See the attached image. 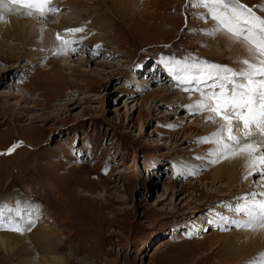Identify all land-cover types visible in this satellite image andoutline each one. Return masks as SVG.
<instances>
[{"label": "rangeland", "instance_id": "obj_1", "mask_svg": "<svg viewBox=\"0 0 264 264\" xmlns=\"http://www.w3.org/2000/svg\"><path fill=\"white\" fill-rule=\"evenodd\" d=\"M129 1L121 9L119 0H78L79 21L100 11L108 27L87 28L81 40L68 35L81 46L71 53L61 41L42 51L0 36V50L13 55L0 57V153L21 142L0 154V205L13 210L20 201L31 214L21 234L7 230L20 213L4 211L0 232L11 236L0 245V264H240L246 252L249 263L241 264H264V249L251 248L264 241L257 232L264 227L237 228L219 215L246 219L228 206L251 193L264 199L259 169L234 177L221 168L228 158L209 162L213 146L197 141L219 124L186 110L198 94L175 87L160 64L193 56L232 67L243 55L200 34L213 21L200 19L205 10L189 0ZM4 2L0 24L11 18L31 35L39 27H60L62 35L77 17L73 2L45 19L31 14L37 20ZM242 2L264 15V0ZM44 227L49 236L32 238ZM226 236L231 246L223 245Z\"/></svg>", "mask_w": 264, "mask_h": 264}, {"label": "snow or ice", "instance_id": "obj_2", "mask_svg": "<svg viewBox=\"0 0 264 264\" xmlns=\"http://www.w3.org/2000/svg\"><path fill=\"white\" fill-rule=\"evenodd\" d=\"M9 4L17 5L43 17L48 13L58 11L49 7L50 0H7ZM4 0H0V5ZM193 8H203L199 18L205 22L213 21L210 29L202 30L200 34L215 36L220 34L229 41L240 43L249 53L250 58L240 60L239 68L220 65L203 60L199 57H162L160 64L174 81V86L190 94H198L199 99L186 105L192 115L208 113L207 121L219 124L217 130L208 137L198 139V143H208V155L214 156L210 163L221 159L243 156L246 161L247 174H251L259 166L264 178V15L257 14L255 7H249L242 0H189ZM264 12V7H261ZM3 17L0 16V20ZM84 28L68 29L66 33L83 32ZM56 40L67 48L74 41L64 38L58 33ZM101 46L96 45L99 49ZM97 55L98 52H94ZM259 137L257 139L256 137ZM14 143L6 153L12 154L19 146ZM200 157H197L199 159ZM246 178V177H245ZM264 197V193L260 194ZM256 193L239 198V203L228 206L237 216L241 214L246 219H236L219 214L220 219L237 228L254 229L264 227V199H257ZM0 205V230L4 229L6 217ZM14 207L19 213V221L8 220L7 230L23 233L27 230L22 221L27 212L22 202L16 201ZM211 223V221H209Z\"/></svg>", "mask_w": 264, "mask_h": 264}, {"label": "bare ground", "instance_id": "obj_3", "mask_svg": "<svg viewBox=\"0 0 264 264\" xmlns=\"http://www.w3.org/2000/svg\"><path fill=\"white\" fill-rule=\"evenodd\" d=\"M77 1L78 0H60V2H58L57 4H52V2H51V0H50V3H49V7H51V8H55V9H61L63 6H65V4L66 3H77ZM144 1H146L147 3H149V5H151V6H156L157 5V7H158V0H144ZM118 3H120L121 5H120V7H121V9H126L125 7L126 6H130L129 4H130V1L129 0H119V2ZM146 3V4H147ZM4 4H5V2H4ZM14 6H17V5H14ZM113 6V5H112ZM117 6H118V4H117ZM75 7L77 8V17L76 18H74V20H72V21H70V20H68L67 22H66V20L67 19H65L64 21H65V23H68L69 21L71 22V23H69L70 25L69 26H67L68 28L67 29H64L63 31L64 32H61L62 33V35H61V37H65V35H71V37L72 36H74V37H77V40H81V39H84L86 36H88V34L90 33V31L87 29V28H89L90 30H91V32H94V31H97V34L102 30V27L103 28H106V27H108V24H106L107 22H106V19H103V18H101V13H99V12H97V14L95 13L94 15H96V16H93V17H91V19H89L87 22H83V21H79L80 20V16H81V11H83V9H84V7H80L79 5H75ZM127 7V8H128ZM17 8H18V6H17ZM21 8V7H20ZM79 8V9H78ZM118 8V7H117ZM131 8V7H130ZM150 8H152V7H150ZM10 9H12V8H10ZM7 9L5 8V7H0V11H6ZM98 10V9H97ZM10 11V10H9ZM8 11V12H9ZM12 12H14L15 10L14 9H12L11 10ZM20 11V10H19ZM22 11V10H21ZM153 11V10H152ZM199 13L200 12H203V10L202 9H198L197 10ZM7 12V13H8ZM111 12H112V10H111ZM113 12H114V10H113ZM112 12V13H113ZM126 12V10L124 11V13ZM155 12V11H154ZM2 13V12H1ZM55 13H57V12H54V13H48V14H46L44 17H41V19H45L46 17H49L50 15H54ZM104 13V12H103ZM122 13V12H121ZM32 14H36L35 12H33ZM117 14V13H116ZM7 15V14H6ZM25 15H27V16H32L31 17V20H32V18L33 19H36L37 17L36 16H34V15H29V14H25ZM38 15V14H37ZM118 15L119 16H121V15H123V13L120 15L119 13H118ZM1 16V15H0ZM5 16V15H4ZM118 16V17H119ZM110 17V16H109ZM108 17V18H109ZM122 17V16H121ZM124 17H125V14H124ZM142 17V16H141ZM49 19V18H48ZM69 19V18H68ZM123 19H125V18H123ZM37 20V19H36ZM213 23V22H212ZM211 23H209V25H210ZM212 25V24H211ZM21 26H22V23L21 22H17V23H15V22H12V20H11V18H6V22L4 23V24H0V36H2V37H4V38H7L8 39V41H11V40H14V41H18V42H21V44L23 45V46H26V45H35V44H38V46H39V48H41V50L42 49H46V48H50V46H51V44H56V45H61L60 43H59V41H56V35L60 32L59 31V29H60V27L58 28V27H56L55 29H53V30H45V29H43V28H38L37 30H36V33L34 34V35H31V34H29V30H28V28L26 27V26H24V28H21ZM80 27H83L84 28V31L83 32H78V33H66V30H68V29H75V28H80ZM21 30H24V31H21ZM60 34V33H59ZM92 36H93V34H92ZM215 37V36H214ZM1 38V37H0ZM101 38L103 39V37L101 36ZM101 38L99 37V36H97L96 35V37H95V39H97V40H100V41H102L101 40ZM75 41V40H74ZM92 41V40H91ZM79 42V41H75V42H73L72 44H70V46L69 47H67L66 49L68 50H70L69 52L71 53V52H73V51H77V50H79V48L81 47V46H79L80 44H77V43ZM212 42V41H211ZM215 43H217L218 45H217V47L219 48V49H224V48H229L230 49V52L231 53H234V56H239V55H243V56H240V57H243V58H250L249 56L248 57H244V55H246V54H244V53H248L247 51H246V49L240 44V43H234V42H231V41H229L226 37H224V36H222V35H220V34H217L216 35V37H215V41H214ZM213 42V43H214ZM80 43V42H79ZM28 46V47H29ZM30 46V47H31ZM37 48V47H36ZM43 51V50H42ZM2 54H5L6 56H9V57H13V55L9 52V51H6V50H0V57H1V55ZM217 54V52L215 51V54H214V56L213 57H215V55ZM216 58V57H215ZM236 57H233L232 59H235ZM36 61V60H35ZM217 62H220L219 60H217ZM238 63L240 62V60H238L237 61ZM233 65H235V66H232V68H239L240 67V63L239 64H235V63H233ZM19 66V65H18ZM45 71V70H44ZM257 139H259V137L257 136ZM245 164H246V161H245V158L243 157V156H237V157H234V158H228V160L227 161H225L224 162V164L221 166V168H222V171L223 172H225V173H227V174H229V175H234V177H235V174L236 173H241V172H246L247 171V169H246V166H245ZM243 168H245V170H243ZM257 168L259 169V166H257ZM264 179V178H263ZM264 181V180H263ZM263 183V182H262ZM261 183V180H260V185L262 184ZM256 190H259V189H256ZM264 193V192H263ZM18 200V199H17ZM5 211V213H7V214H9V215H16L17 213H18V211L14 208L13 210H10V209H5L4 210ZM13 211H15V212H13ZM39 223H41V220L39 221ZM38 223V224H39ZM40 225V224H39ZM49 227V226H48ZM263 229V228H262ZM47 232H49V229L47 228V227H44V229H39V231H35L34 233H33V235H31L32 236V238L33 237H46V236H49L51 233H47ZM257 232H263L264 233V229L263 230H260V231H257ZM255 233V232H254ZM49 234V235H48ZM253 234V233H252ZM11 236V234H9V233H7V232H4L3 234H2V232H0V245L1 246H4L5 244H7V242L10 240V239H8V240H5V238L7 239V238H9ZM233 241L235 242V243H233ZM232 241V245L233 244H236V243H239L240 242V240L239 239H236V240H233ZM35 242V241H34ZM33 242V243H34ZM48 241H44L43 243L42 242H38V244H36V243H34V244H36V246H38V247H41V248H44L45 246V244L47 243ZM13 244V243H12ZM162 245H164V244H162ZM161 245V246H162ZM223 245L225 246V247H228V246H231V244L229 243V240H228V237L226 236L225 238H223ZM8 247H9V245H7ZM234 246V245H233ZM263 246V247H262ZM4 248V247H3ZM251 248H253V251H255V249H260V251L261 250H263L264 249V241L263 242H261V243H259V242H256L255 244H253V246L251 247ZM230 249V248H229ZM225 250V249H224ZM226 250H228V249H226ZM46 251L48 252V250H47V247H46ZM30 252V251H29ZM33 252H35V251H33ZM32 252V253H33ZM247 253V252H246ZM245 253V256H243V258H241V262H240V264L243 262V260L246 258V261L248 262V260H249V256L248 255H250V253L249 254H246ZM30 254H31V252H30ZM254 254H255V252H254ZM253 254V252H252V256L254 255ZM246 255H247V257H248V259H247V257H246ZM31 256V255H30ZM45 256V255H44ZM251 256V255H250ZM43 257V256H42ZM51 257H53V256H51ZM254 257V256H253ZM33 259V258H32ZM52 259H54V258H52ZM60 259H62V258H60ZM38 262H39V260L38 259H36ZM46 261H47V259H45ZM55 260H57V258L55 259ZM59 260V259H58ZM254 260V261H253ZM253 260H251V261H253L251 264H255L256 262H258V263H260V260L258 259H254L253 258ZM245 261V260H244ZM249 263V262H248Z\"/></svg>", "mask_w": 264, "mask_h": 264}]
</instances>
